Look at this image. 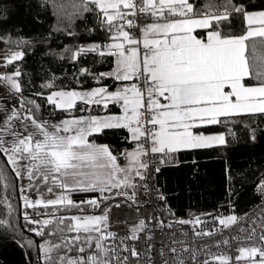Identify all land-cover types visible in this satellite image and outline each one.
Returning <instances> with one entry per match:
<instances>
[{
    "label": "snow or ice",
    "instance_id": "obj_1",
    "mask_svg": "<svg viewBox=\"0 0 264 264\" xmlns=\"http://www.w3.org/2000/svg\"><path fill=\"white\" fill-rule=\"evenodd\" d=\"M217 159L213 209L178 215L159 177L191 197ZM0 243L21 264H264V0H0Z\"/></svg>",
    "mask_w": 264,
    "mask_h": 264
},
{
    "label": "trees",
    "instance_id": "obj_2",
    "mask_svg": "<svg viewBox=\"0 0 264 264\" xmlns=\"http://www.w3.org/2000/svg\"><path fill=\"white\" fill-rule=\"evenodd\" d=\"M33 60H28L27 71H31ZM249 153L247 150L241 149L238 152L232 154V163L234 167H238L244 163ZM259 154V150H257ZM222 169L223 161L210 160L207 162V167L204 169L205 177L202 188H197L189 197L185 190L181 199L177 200L172 195L175 192L180 191V182L177 179L178 174L172 171H164L163 175L159 177L160 184L168 191L170 195V202L177 210L178 215H186L191 211H211L216 203V197L222 190ZM248 200V194H246L241 200V207H245ZM0 264H21V255L18 249L11 246L0 243Z\"/></svg>",
    "mask_w": 264,
    "mask_h": 264
},
{
    "label": "built area",
    "instance_id": "obj_3",
    "mask_svg": "<svg viewBox=\"0 0 264 264\" xmlns=\"http://www.w3.org/2000/svg\"><path fill=\"white\" fill-rule=\"evenodd\" d=\"M151 211H152V209H148L149 214H151ZM134 215H135V214H133V217H134ZM132 222H134V220H129V221H128L129 224L132 223Z\"/></svg>",
    "mask_w": 264,
    "mask_h": 264
},
{
    "label": "water",
    "instance_id": "obj_4",
    "mask_svg": "<svg viewBox=\"0 0 264 264\" xmlns=\"http://www.w3.org/2000/svg\"><path fill=\"white\" fill-rule=\"evenodd\" d=\"M77 195H79V194H77Z\"/></svg>",
    "mask_w": 264,
    "mask_h": 264
}]
</instances>
